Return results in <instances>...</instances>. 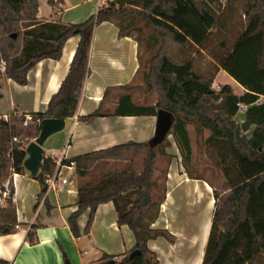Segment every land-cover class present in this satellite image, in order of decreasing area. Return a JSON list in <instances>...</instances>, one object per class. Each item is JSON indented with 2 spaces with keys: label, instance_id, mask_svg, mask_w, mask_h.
Returning a JSON list of instances; mask_svg holds the SVG:
<instances>
[{
  "label": "trees",
  "instance_id": "trees-1",
  "mask_svg": "<svg viewBox=\"0 0 264 264\" xmlns=\"http://www.w3.org/2000/svg\"><path fill=\"white\" fill-rule=\"evenodd\" d=\"M218 1L107 0L86 21L65 23L41 19L39 0H0V63L5 64L4 71L0 70V79L11 78L26 84L29 70L37 62L45 58L59 59L65 41L71 36H80L69 72L45 111L32 115L27 125H24L26 114L12 113L5 119L0 112V184L12 181L14 173L26 171V147L38 137L40 120L75 115L89 73L95 26L110 21L119 27L121 36H133L130 29L144 19L159 32V38L154 37L159 47L150 59L146 75L148 88L158 90L159 100L154 106H139L127 95L121 98L115 114L157 115L160 108L172 111L175 122L169 134L175 137L188 162L192 146L187 124L194 121L210 130L206 142L215 151L221 166L225 192L214 189L215 209L203 264H258L264 254V101L261 100L264 97V0H254L245 11L246 26L231 45L222 41L219 48L212 51L213 72H200L192 59L177 58L170 51L173 46L188 51L206 48L213 29L219 25V15L213 7ZM47 2L57 8L61 0ZM135 39L141 47L142 38ZM221 69L245 88L243 94H236L229 84L219 91L212 88ZM126 99L128 109L123 108ZM241 105L246 107V121L254 125L250 132H244L235 120ZM100 115L96 110L83 119ZM14 137L19 141H14ZM167 140L168 136L158 145V150ZM156 150L149 141H130L63 160L64 165L74 164L80 178L77 209L68 218L74 237L90 234L98 206L114 201L118 223L127 224L136 239L122 263L159 264L148 241L159 236L172 239V235L168 230L152 227L166 196V187L160 194L154 176ZM161 153L166 154L165 150ZM111 162L125 166H111L96 182L83 180L95 167ZM56 167L51 156L44 157L41 170L33 176L43 185L39 197L45 195L46 179L54 174ZM189 175L201 178L190 172ZM12 189L14 192V186ZM88 209V220L82 232L78 220ZM16 225V206L9 200L6 207H0V233ZM39 227L38 223L31 226L27 234L31 243L36 241ZM136 249L140 254L131 257ZM63 255L65 262H69L67 253ZM114 258L105 253L99 260L104 264L114 260L117 264ZM0 264L10 263L0 260Z\"/></svg>",
  "mask_w": 264,
  "mask_h": 264
},
{
  "label": "crops",
  "instance_id": "crops-1",
  "mask_svg": "<svg viewBox=\"0 0 264 264\" xmlns=\"http://www.w3.org/2000/svg\"><path fill=\"white\" fill-rule=\"evenodd\" d=\"M106 2L61 0L58 7L53 8L47 0H39L38 16L47 21L81 23L96 14ZM79 40V35L69 37L59 59L45 58L37 62L29 70L26 84L11 78L0 79V112L5 119L12 113L32 116L46 110L51 97L69 72ZM88 66L89 73L75 115L66 118L65 128L51 135L43 145L44 157L51 156L56 161V170H60L68 182L49 187L45 195L39 197L43 185L33 178L29 170L14 173L13 202L17 225L0 233V260L10 264H66L64 252L71 261V251L76 250L79 254L94 255L89 258V264L105 253L115 257L125 256L136 243L131 228L118 223L114 201L98 206L90 234L74 237L68 224L69 216L77 209L80 178L74 164L64 165L63 160L130 141H150L157 125V115L115 114L121 98L127 95H130L133 104L156 105V102L146 104L141 100L144 98L143 64L141 47L134 36H121L119 27L110 21L95 26ZM220 77L235 80L223 69L215 82ZM241 87L243 92H234L243 94L245 88ZM123 108H130L127 99ZM96 110L100 111V116L83 119ZM245 110L239 111L236 118L241 117V121H245ZM253 129L254 125H251L250 131ZM172 136L169 134L168 139ZM174 146L175 150H167L173 157L165 181L166 196L159 217L152 224L155 229L168 230L172 239L159 236L150 239L148 247L156 253L159 264H203L215 209V186L205 178L191 177L181 162L176 142H172ZM113 164L108 163L98 175L97 168L104 165L95 167L83 180L98 181L108 168L114 167ZM118 166L121 165L116 164L115 168H120ZM88 216L89 209L79 217L82 232ZM34 223L40 227L36 230V241L31 243L27 234ZM80 258L83 260L84 257Z\"/></svg>",
  "mask_w": 264,
  "mask_h": 264
},
{
  "label": "rangeland",
  "instance_id": "rangeland-1",
  "mask_svg": "<svg viewBox=\"0 0 264 264\" xmlns=\"http://www.w3.org/2000/svg\"><path fill=\"white\" fill-rule=\"evenodd\" d=\"M253 3L254 0H219L217 3H213L214 9L219 15V25L213 29L212 35L209 42L207 43L206 48H193L188 51L181 49L178 46H173L170 50L171 53L177 58L192 59L196 69L200 72L208 74L213 72L215 69V64L212 57V51L218 49L222 41H226L228 45H231L236 40L237 36L244 30L246 26L247 18L245 16V11L249 7H251ZM130 31L133 36L140 37L143 40L141 45V61L143 64L142 75L144 74V85L142 86V94L144 95V98L141 100L146 104H151L153 102H156L157 104L159 100V92L156 88H148L146 75L150 67V59H152L154 54L157 53V49L159 47V45L155 43V38H159V32L156 29L148 26L146 20L144 19L138 20L137 26L131 28ZM4 66V62L0 63V70L2 72L4 71ZM221 77L218 78V81L216 82L215 78L212 85V88L214 90L219 91L224 85V82H227L229 85H231L233 91H235L236 93H241L244 91L243 88L232 78V80H227L226 78ZM262 101H264V98H262ZM137 105L147 106L145 104ZM245 109L246 108L243 106L240 108V111ZM235 120L242 127V123L244 122L241 121L242 118L235 117ZM187 129L192 146V156L190 162L186 161L184 153L179 148V145L177 144L174 136H172L170 140L168 139L167 142L159 150L158 146H156L157 157L154 176L158 182L159 193L162 194L164 192L168 167L173 157V154L167 153V150L170 149V151H173V149L176 147H172V142H176L177 148H179V153L181 155V162L185 166L188 174L190 172V174L193 176H198L209 180L213 183L215 188L224 193L225 191L223 188V184L225 178L222 173L221 166L216 158L215 151L211 147H209L208 143L206 142L207 138L210 136V130L200 127L194 121L187 124ZM250 130L251 125L248 131ZM161 150H165L166 154H162ZM117 165L125 166L122 163ZM105 168H107L106 165H104V167L97 168L99 170H96V174L98 175V172ZM156 200L159 201L160 196H158ZM0 207H2V205H0ZM71 253L73 255L71 256V261H69L70 264H88V261L90 260L89 258L94 256L92 253L88 255L79 254L76 250L71 251ZM80 257H84L83 260H81ZM114 259L116 260L117 264H120L123 262L124 256L115 257ZM89 264L104 263L100 262V260H97L90 262ZM258 264H264V254L260 256Z\"/></svg>",
  "mask_w": 264,
  "mask_h": 264
},
{
  "label": "water",
  "instance_id": "water-1",
  "mask_svg": "<svg viewBox=\"0 0 264 264\" xmlns=\"http://www.w3.org/2000/svg\"><path fill=\"white\" fill-rule=\"evenodd\" d=\"M175 122V115L172 111L160 108L157 111V125L154 137L149 141L153 147L161 144L168 136ZM40 133L38 137L32 140L26 147L28 157L24 161V166L29 170L32 176H36L43 166L44 160V143L53 134L62 131L65 128V119L63 118H44L39 122ZM250 123L244 121L242 129L244 132L248 131ZM5 229L4 232H7ZM140 254V250L136 249L131 253V257ZM115 261H111L114 264ZM66 264H70L67 262ZM125 264V263H120Z\"/></svg>",
  "mask_w": 264,
  "mask_h": 264
},
{
  "label": "built area",
  "instance_id": "built-area-1",
  "mask_svg": "<svg viewBox=\"0 0 264 264\" xmlns=\"http://www.w3.org/2000/svg\"><path fill=\"white\" fill-rule=\"evenodd\" d=\"M241 107H243V105H241ZM31 120H32V116L26 115L24 125H27ZM14 141L18 142L19 138L14 137ZM67 182H68L67 178L63 177L60 170H55L54 174L46 179L47 189H49V187H56V186L58 187L60 185H64ZM12 186H14L13 177H12V181L7 180L4 183L0 184V205L8 203L9 200H13L14 192Z\"/></svg>",
  "mask_w": 264,
  "mask_h": 264
}]
</instances>
